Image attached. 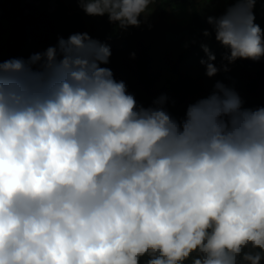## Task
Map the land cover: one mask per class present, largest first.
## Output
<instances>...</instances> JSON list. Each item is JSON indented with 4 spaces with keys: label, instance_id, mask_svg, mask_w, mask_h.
<instances>
[{
    "label": "clouds",
    "instance_id": "1",
    "mask_svg": "<svg viewBox=\"0 0 264 264\" xmlns=\"http://www.w3.org/2000/svg\"><path fill=\"white\" fill-rule=\"evenodd\" d=\"M75 2L126 31L158 0ZM256 3L205 17L225 50L218 68L200 45L209 78L264 58ZM111 55L84 32L0 60V264H262L264 106L217 80L177 119L167 94L138 104Z\"/></svg>",
    "mask_w": 264,
    "mask_h": 264
},
{
    "label": "rangeland",
    "instance_id": "2",
    "mask_svg": "<svg viewBox=\"0 0 264 264\" xmlns=\"http://www.w3.org/2000/svg\"><path fill=\"white\" fill-rule=\"evenodd\" d=\"M194 1V7L189 6L188 3L177 4L172 6L173 8H167L165 12H160L158 0L156 4L151 5L155 11L146 21L142 18L139 27V38L153 48L151 55L154 61V72L157 74L155 82L158 89L157 97L161 94H167L170 98L168 111L171 114L176 113L174 117L177 119L183 118L189 104L210 94L217 80L235 88L242 100L246 99L241 86L230 81L227 75L228 72L221 71L215 77L209 78L206 75L205 66L200 63L203 57L190 58L179 64V55L183 49L191 41L197 40L190 30L193 26L192 19L196 9L203 19V27L208 28L205 17L209 14L219 15L231 3V0L208 4L198 2V0ZM27 9H29L30 16L32 14L45 15L52 20L54 19L69 35L84 32L89 35H96L102 34L108 27L110 31L117 29L109 23L107 16L92 17L86 15L75 0H0V60L13 58L14 48L19 42L18 36L23 14ZM254 11L255 16L264 15V3L257 0ZM175 28L184 31L181 34L182 37L171 38V35H173L172 30ZM26 31L24 32L25 45L22 46L18 54L20 58L27 59L32 54L47 49L48 43L52 45V42L49 41L53 39L51 37L46 39L43 29L28 28ZM217 49H221V51L217 53V59L214 63L219 68L222 64L221 56L225 50L220 45ZM159 50L161 51V60ZM223 63L227 62L224 61ZM228 67L232 70L237 69L236 64H229ZM129 92L135 95L134 90ZM173 101L174 103H172ZM243 103L245 108L252 109L247 105V102ZM262 264H264V261H262Z\"/></svg>",
    "mask_w": 264,
    "mask_h": 264
},
{
    "label": "trees",
    "instance_id": "3",
    "mask_svg": "<svg viewBox=\"0 0 264 264\" xmlns=\"http://www.w3.org/2000/svg\"><path fill=\"white\" fill-rule=\"evenodd\" d=\"M186 3L192 7L195 6L194 0H159L158 8L160 12H165L167 8H173L172 6L174 5ZM28 10L29 9L23 14V21L18 36L19 42L14 48L13 58H20L18 54L20 53L22 46L25 45L24 32H27L26 30L28 28L43 29L45 38L47 39L51 37V39H53L49 41L52 42V45L48 43V47L56 46L58 38L63 37L67 39L70 36L61 28V25L58 22L54 21V19L52 20L45 15L41 16L32 14V16H30ZM192 21L193 26L190 30L197 40L191 41V43L183 49L179 55V64H182L190 58L198 59L203 57L206 59L200 46L203 43L208 44L210 49L216 55L221 51V49H217L219 44L215 41L214 37H204L202 35L205 28L203 27L201 14L197 9L193 15ZM256 23L264 29V15L256 16ZM107 30L102 34L90 35L92 38L107 43L111 47L112 55L110 61L107 65L102 66L110 68L115 79L118 77L116 80H123L128 86L129 91H135L134 96L138 104L150 106L153 100L158 96V89L155 83L157 80V74L154 72V61L151 55L153 48L139 38V27H129L126 31L119 30L118 28L112 29L111 31ZM180 30L181 29L179 28L173 29V35H171V38H178V36L182 37L181 34L184 31ZM45 50L46 49H44V51ZM132 53H135L134 58L131 55ZM159 56L161 60L162 56L160 50ZM235 64L237 65V69H229L227 75L233 84H239L241 86L246 96V101L243 100V102H247V105L252 109L264 106V58L259 61L239 59L231 65ZM208 95L209 94L205 97ZM171 115L174 117L176 113Z\"/></svg>",
    "mask_w": 264,
    "mask_h": 264
}]
</instances>
